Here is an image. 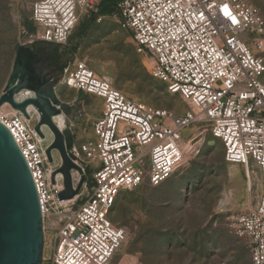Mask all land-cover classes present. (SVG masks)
Instances as JSON below:
<instances>
[{"label": "built area", "instance_id": "2783aa9c", "mask_svg": "<svg viewBox=\"0 0 264 264\" xmlns=\"http://www.w3.org/2000/svg\"><path fill=\"white\" fill-rule=\"evenodd\" d=\"M100 1L36 0L31 6L36 39L66 44L79 19L97 13ZM112 15L151 75L189 110L175 115L130 98L74 57L58 81L100 98L101 109L92 123L93 138L70 148L84 177L91 167L90 178L75 197L59 200L63 177L57 172L52 181L51 175L60 161L53 164L46 157L51 140L35 131L37 114L26 118L8 103L0 109V122L38 194L45 239L40 264H110L126 240L125 228L110 220L118 194L168 179L184 160L182 132L197 122L221 141L226 162L245 170L251 163L257 167L256 203L236 217L235 226L248 240L252 263L264 264V18L259 9L249 0H118ZM70 173L75 188L80 174Z\"/></svg>", "mask_w": 264, "mask_h": 264}, {"label": "rangeland", "instance_id": "374dc122", "mask_svg": "<svg viewBox=\"0 0 264 264\" xmlns=\"http://www.w3.org/2000/svg\"><path fill=\"white\" fill-rule=\"evenodd\" d=\"M35 1L0 0V95L18 49L37 41V29L31 22ZM249 2L264 18V0ZM88 22L83 16L73 29L69 41L78 42L77 48H62L64 57L70 50L64 63L74 57L82 59L130 98L175 115L189 110L178 95L168 92L165 83L151 75L115 16L95 20L81 32ZM30 26L33 32L28 31ZM261 55L264 57V50ZM55 93L68 106L62 111L64 128L73 142L93 138L92 123L100 114L101 99L68 89L60 81ZM45 138L50 141L52 136L45 134ZM182 140L184 160L168 179L158 186L143 183L118 194L110 220L125 228L126 240L110 264H253L248 240L239 234L235 219L256 203V165L251 163L248 181L242 165L224 160L221 141L202 122L185 129ZM52 156V163H59L56 151ZM88 167L85 178L89 180L92 169Z\"/></svg>", "mask_w": 264, "mask_h": 264}, {"label": "water", "instance_id": "95a60500", "mask_svg": "<svg viewBox=\"0 0 264 264\" xmlns=\"http://www.w3.org/2000/svg\"><path fill=\"white\" fill-rule=\"evenodd\" d=\"M40 61L33 47L18 49L12 72L0 95V106L8 103L26 118H29L28 106H33L38 113L35 131L43 137V128L47 127L52 134L45 149L48 161H53V151L60 158L59 167L51 175L52 181L57 172L63 177L64 189L58 199H71L78 194L85 177L70 152L73 144L70 131L60 129L53 122V117L68 106L58 100L55 80L44 74L46 65L36 66ZM22 92L29 95L18 100L16 96ZM71 170L80 174L75 188ZM43 243L42 216L33 178L12 135L0 122V264H40Z\"/></svg>", "mask_w": 264, "mask_h": 264}, {"label": "crops", "instance_id": "0c3cea01", "mask_svg": "<svg viewBox=\"0 0 264 264\" xmlns=\"http://www.w3.org/2000/svg\"><path fill=\"white\" fill-rule=\"evenodd\" d=\"M75 44H76L75 42H71L69 41V39L68 42L64 45L45 43L43 41L37 40L35 42H32L30 45L23 47H33L34 54H36L41 59V61L38 64H36V66L39 68L42 64H45L46 68L44 70V74L48 77L51 75V71H52V69L49 67L50 63L47 60L45 61V59L48 58V55L53 56L55 62H59L60 70H61V65L64 63V59L68 56L70 52V50H66V56L64 57L61 51L62 48L71 49V47H73ZM66 61L69 62L71 60H66ZM67 62L65 63V65L67 64Z\"/></svg>", "mask_w": 264, "mask_h": 264}, {"label": "trees", "instance_id": "16d2710c", "mask_svg": "<svg viewBox=\"0 0 264 264\" xmlns=\"http://www.w3.org/2000/svg\"><path fill=\"white\" fill-rule=\"evenodd\" d=\"M118 0H101L99 5H98V10H97V13L95 14H91L88 19H89V22H88V25L82 29L83 25L81 26V32H85L89 26L95 22V20L97 19L98 16H109V15H112L113 14V11H114V5L115 3L117 2ZM28 31L29 32H33L34 31V28L33 27H28ZM77 44L78 42L73 46L71 47V51H75V49L77 48ZM65 63H63L61 65V71L63 70V67H64ZM113 209V208H112Z\"/></svg>", "mask_w": 264, "mask_h": 264}, {"label": "bare ground", "instance_id": "6f19581e", "mask_svg": "<svg viewBox=\"0 0 264 264\" xmlns=\"http://www.w3.org/2000/svg\"><path fill=\"white\" fill-rule=\"evenodd\" d=\"M28 92H26V93H24V92H22V93H20V94H18L17 96H16V98L18 99V100H21V99H24L25 97H27L29 94H27ZM7 107V104L6 103H4V104H2L1 106H0V109H4V108H6ZM28 111L32 114V113H35V114H37V116H38V113L36 112V110L33 108V106H31V105H29L28 106ZM64 121H65V117H64V114L61 112V113H59V114H57L56 116H54L53 117V122L60 128V129H63L64 128ZM46 127H44L43 128V132H44V134H51V132H48L46 129H45ZM50 131V130H49ZM51 136H52V134H51ZM247 175H248V177H249V173H250V168H248L247 170ZM61 174V173H60ZM62 175V174H61Z\"/></svg>", "mask_w": 264, "mask_h": 264}, {"label": "flooded vegetation", "instance_id": "af4514ba", "mask_svg": "<svg viewBox=\"0 0 264 264\" xmlns=\"http://www.w3.org/2000/svg\"><path fill=\"white\" fill-rule=\"evenodd\" d=\"M47 61L50 63L49 67L52 69L50 77L57 82L62 73L59 62H55L53 56L51 55H48Z\"/></svg>", "mask_w": 264, "mask_h": 264}]
</instances>
